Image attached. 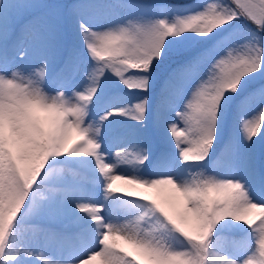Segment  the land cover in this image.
I'll list each match as a JSON object with an SVG mask.
<instances>
[{
  "label": "snow or ice",
  "instance_id": "6c2138e0",
  "mask_svg": "<svg viewBox=\"0 0 264 264\" xmlns=\"http://www.w3.org/2000/svg\"><path fill=\"white\" fill-rule=\"evenodd\" d=\"M97 260L264 264V0H0V264Z\"/></svg>",
  "mask_w": 264,
  "mask_h": 264
},
{
  "label": "rangeland",
  "instance_id": "374dc122",
  "mask_svg": "<svg viewBox=\"0 0 264 264\" xmlns=\"http://www.w3.org/2000/svg\"><path fill=\"white\" fill-rule=\"evenodd\" d=\"M192 2H195V0H192ZM162 147H164L167 150L175 151V149L172 147L171 144H166ZM116 186L119 188L125 189V190L127 188V186L123 185V182L121 183V181H117ZM151 194L153 195V197L159 196L160 199H164L167 195H169V193L167 191L156 190V189L151 190ZM249 218H253V217H249ZM25 226L26 227H41L43 225H41L39 222H37L35 220L30 219ZM67 235L69 236V238L72 237V235H73L72 229L67 230ZM70 243H72L71 239H70ZM116 243L118 244V246L123 247L128 251H132V246L129 244H126L124 241H116ZM93 264H100V262H99V260H97V261H94Z\"/></svg>",
  "mask_w": 264,
  "mask_h": 264
},
{
  "label": "bare ground",
  "instance_id": "6f19581e",
  "mask_svg": "<svg viewBox=\"0 0 264 264\" xmlns=\"http://www.w3.org/2000/svg\"><path fill=\"white\" fill-rule=\"evenodd\" d=\"M121 183H122V181H121ZM124 185V184H123Z\"/></svg>",
  "mask_w": 264,
  "mask_h": 264
},
{
  "label": "trees",
  "instance_id": "16d2710c",
  "mask_svg": "<svg viewBox=\"0 0 264 264\" xmlns=\"http://www.w3.org/2000/svg\"><path fill=\"white\" fill-rule=\"evenodd\" d=\"M258 138V137H257Z\"/></svg>",
  "mask_w": 264,
  "mask_h": 264
}]
</instances>
